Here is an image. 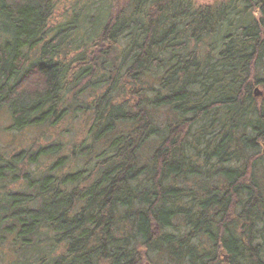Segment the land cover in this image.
Segmentation results:
<instances>
[{
  "label": "trees",
  "instance_id": "obj_1",
  "mask_svg": "<svg viewBox=\"0 0 264 264\" xmlns=\"http://www.w3.org/2000/svg\"><path fill=\"white\" fill-rule=\"evenodd\" d=\"M53 11L0 0V109L55 130L0 149L10 264H264V0Z\"/></svg>",
  "mask_w": 264,
  "mask_h": 264
},
{
  "label": "rangeland",
  "instance_id": "obj_2",
  "mask_svg": "<svg viewBox=\"0 0 264 264\" xmlns=\"http://www.w3.org/2000/svg\"><path fill=\"white\" fill-rule=\"evenodd\" d=\"M80 1L84 3L85 0H54V11L51 19V24L56 25L66 17L75 2ZM198 3L207 4L221 0H196ZM257 96L260 98L264 96V90L261 87L256 88ZM12 119L7 109H0V149L7 155L11 156L22 149L28 148L34 141L39 143H47L52 137L55 130H50L42 136V130L25 129L23 131H16L11 128ZM59 129V128H58ZM19 185V184H17ZM12 239H6L4 245L0 248V264H10L12 262L11 253L8 248L11 245ZM3 254L5 257L3 258ZM159 261H163L159 258Z\"/></svg>",
  "mask_w": 264,
  "mask_h": 264
}]
</instances>
